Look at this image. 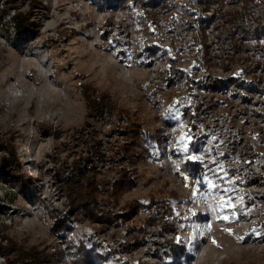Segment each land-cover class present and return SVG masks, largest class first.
Wrapping results in <instances>:
<instances>
[{"label": "rangeland", "instance_id": "rangeland-1", "mask_svg": "<svg viewBox=\"0 0 264 264\" xmlns=\"http://www.w3.org/2000/svg\"><path fill=\"white\" fill-rule=\"evenodd\" d=\"M180 2L201 20L174 10L143 31L94 0H0V142L15 152L0 166V264H78L82 243L105 264H264V72L219 52L215 31L243 4ZM17 13L33 31L16 34ZM231 77L261 93L206 90ZM84 89L114 114L90 111ZM130 129L145 136L137 159L122 151ZM71 169L135 179L115 200L130 220L68 215ZM150 201L168 211L147 218Z\"/></svg>", "mask_w": 264, "mask_h": 264}, {"label": "trees", "instance_id": "trees-1", "mask_svg": "<svg viewBox=\"0 0 264 264\" xmlns=\"http://www.w3.org/2000/svg\"><path fill=\"white\" fill-rule=\"evenodd\" d=\"M98 7L105 9H121L126 12L129 20L140 27L147 30L151 18H161L162 15H170L174 10H180L183 14L192 17L194 22L201 20L196 11L186 9L184 3H176L177 0H94ZM218 2H231L232 0H215ZM243 7L239 12L233 13L230 16H220V24L215 27L217 42L220 44L218 51L222 54H240L247 53L257 60L254 64V70L264 72V0H239ZM212 0H202V6L209 5ZM100 4V5H99ZM7 14L6 10H2ZM11 23L15 29L16 34L33 31V24L28 20L27 15L20 13L14 14L11 17ZM221 28L218 31V28ZM183 73V72H182ZM182 83L185 87L188 85L203 86V82L197 83L191 77L185 74L181 75ZM205 79L200 81H204ZM261 79L253 78L248 82L240 81L237 78L231 77L228 80L216 79L211 82L210 86L205 84L206 90H225L228 92L229 86H234L239 90H246L248 92H259ZM195 82V83H194ZM84 99L87 107L95 114L102 116L103 113L108 115L114 114L113 104L107 100H99L84 89ZM196 108V107H195ZM199 106L198 109L199 110ZM128 141L129 147L122 150L129 158L140 156L143 147L140 142L144 139L141 130L135 131L130 129ZM135 132V134H134ZM4 144V145H3ZM1 151L5 152L8 157L1 155L0 166L4 170H8L9 165L14 162L15 152L12 146L8 143L0 142ZM123 154V155H125ZM103 155L96 160L103 162ZM115 165V162L114 164ZM120 172L125 170L120 168ZM96 173H91V169H86L84 172L78 169H71L70 175L64 182L66 190V198L68 200V215L74 217L80 222L95 224L104 229H116L120 225L125 224L130 220V213L124 210H115L116 199L125 189H129L135 185V179H122L109 175L107 178L103 177L101 180L96 179ZM156 201L144 203L142 208L146 211L145 216L149 219L154 216L160 218L168 210L163 206H157ZM160 205V204H159ZM162 210V213L160 211ZM67 215V216H68ZM145 217V218H146ZM68 218L58 219L57 224L61 225L60 230H65L62 226L67 222ZM78 264H105L106 257L99 256L94 249L87 250L85 244L79 248Z\"/></svg>", "mask_w": 264, "mask_h": 264}, {"label": "snow or ice", "instance_id": "snow-or-ice-1", "mask_svg": "<svg viewBox=\"0 0 264 264\" xmlns=\"http://www.w3.org/2000/svg\"><path fill=\"white\" fill-rule=\"evenodd\" d=\"M189 159H192V157H189ZM225 219H227V217H225Z\"/></svg>", "mask_w": 264, "mask_h": 264}]
</instances>
